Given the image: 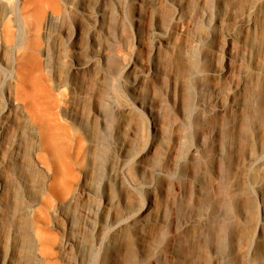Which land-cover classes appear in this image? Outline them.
I'll return each mask as SVG.
<instances>
[{
    "label": "rangeland",
    "instance_id": "1",
    "mask_svg": "<svg viewBox=\"0 0 264 264\" xmlns=\"http://www.w3.org/2000/svg\"><path fill=\"white\" fill-rule=\"evenodd\" d=\"M20 1L0 0V264H41L45 201L55 264H264V0H35L58 172L8 99Z\"/></svg>",
    "mask_w": 264,
    "mask_h": 264
},
{
    "label": "bare ground",
    "instance_id": "2",
    "mask_svg": "<svg viewBox=\"0 0 264 264\" xmlns=\"http://www.w3.org/2000/svg\"><path fill=\"white\" fill-rule=\"evenodd\" d=\"M51 6L54 10H59L60 6L57 0H51ZM84 8V7H83ZM20 18L26 26V40L21 45V50L16 53L14 58V78L8 91V99L13 106H20L32 121L37 125L39 132V146L35 151L36 156L43 161L51 160L56 172L59 170V156L65 136L58 134L65 131L62 122H58L57 108H61L64 101L62 97L54 95L45 82V76L41 75L38 61V46L40 45V20L41 8L35 5V0H21L19 3ZM37 15L36 19L30 20L31 16ZM42 16V15H41ZM89 18H93L91 14ZM97 18L94 19L96 21ZM23 23V24H24ZM0 40L4 44L13 45L15 33L9 16L5 14L0 23ZM84 63L77 64L82 66ZM79 68V67H78ZM81 68V67H80ZM59 117V116H58ZM112 117V113H111ZM60 118V117H59ZM60 120V119H59ZM61 123V124H60ZM113 119L109 126H112ZM79 143V142H77ZM77 146V145H76ZM80 146V145H79ZM80 149V147H78ZM79 151V150H78ZM48 202L33 205L31 209L32 236L35 242L36 256L41 264H55L49 260V240L46 235L44 224L47 221ZM226 205L224 206V208ZM119 223L118 218H113L107 224L115 227ZM96 230V225H93Z\"/></svg>",
    "mask_w": 264,
    "mask_h": 264
}]
</instances>
